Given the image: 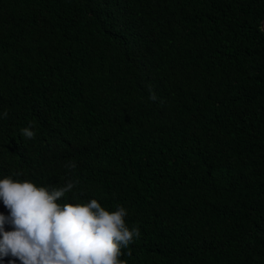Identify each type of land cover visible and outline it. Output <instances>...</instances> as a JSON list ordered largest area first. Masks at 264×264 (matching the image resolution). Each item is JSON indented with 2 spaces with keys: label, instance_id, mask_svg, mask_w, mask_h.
<instances>
[{
  "label": "trees",
  "instance_id": "16d2710c",
  "mask_svg": "<svg viewBox=\"0 0 264 264\" xmlns=\"http://www.w3.org/2000/svg\"><path fill=\"white\" fill-rule=\"evenodd\" d=\"M263 20L264 0H0V179L125 207L127 264H264Z\"/></svg>",
  "mask_w": 264,
  "mask_h": 264
},
{
  "label": "clouds",
  "instance_id": "9594fccd",
  "mask_svg": "<svg viewBox=\"0 0 264 264\" xmlns=\"http://www.w3.org/2000/svg\"><path fill=\"white\" fill-rule=\"evenodd\" d=\"M149 91V99L157 101L151 86ZM7 116V111L0 113V119ZM21 133L26 140L36 136L31 128ZM64 167L72 172L77 165L69 161ZM79 184V178L59 187L38 186L13 176L0 179V201L8 210V215L0 213V259L11 257L10 264H127L121 259L123 249L140 237L139 228L130 229L123 206L109 211L95 198L57 202L69 193L77 198Z\"/></svg>",
  "mask_w": 264,
  "mask_h": 264
},
{
  "label": "water",
  "instance_id": "95a60500",
  "mask_svg": "<svg viewBox=\"0 0 264 264\" xmlns=\"http://www.w3.org/2000/svg\"><path fill=\"white\" fill-rule=\"evenodd\" d=\"M262 23H264V20L262 21Z\"/></svg>",
  "mask_w": 264,
  "mask_h": 264
}]
</instances>
